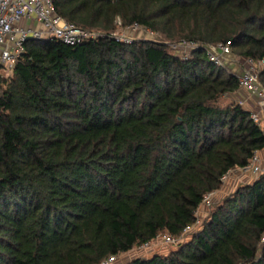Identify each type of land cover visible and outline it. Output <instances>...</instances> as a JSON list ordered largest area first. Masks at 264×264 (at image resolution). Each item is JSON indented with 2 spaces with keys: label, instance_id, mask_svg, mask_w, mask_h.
Here are the masks:
<instances>
[{
  "label": "trees",
  "instance_id": "1",
  "mask_svg": "<svg viewBox=\"0 0 264 264\" xmlns=\"http://www.w3.org/2000/svg\"><path fill=\"white\" fill-rule=\"evenodd\" d=\"M52 4L102 35L30 39L0 76V264H101L162 233L181 236L175 249L124 264H264V173L182 242L204 196L264 150L251 111L227 100L235 74L204 49L264 61V0ZM117 21L158 38L117 40Z\"/></svg>",
  "mask_w": 264,
  "mask_h": 264
},
{
  "label": "built area",
  "instance_id": "2",
  "mask_svg": "<svg viewBox=\"0 0 264 264\" xmlns=\"http://www.w3.org/2000/svg\"><path fill=\"white\" fill-rule=\"evenodd\" d=\"M24 19V25L18 23ZM35 25L40 26L39 29ZM141 27L137 24L131 26L133 29ZM102 34L87 31L76 27L58 16L53 8L52 0H0V72L11 73L15 64H17L25 51V44L28 40L53 39L57 42L69 46H75L85 41L93 40L101 37ZM114 38L126 43L133 41L131 38L113 34ZM189 48H196V44H188ZM206 55L212 63L217 66H224L227 57L231 52L228 45L204 47ZM248 65L243 68L239 74H235L240 89H246L249 93L256 95L258 106L264 108V88L262 87L258 73L256 72L254 61L247 59ZM258 64L264 66V61ZM1 76V73H0ZM251 118L260 123L258 114L251 112ZM264 132V128H262ZM260 152H255L249 159L246 166L238 169L243 173H251L256 177L264 173L262 169ZM227 174L221 178L223 183ZM214 192L208 193L202 200V205L208 206ZM197 215V213H196ZM190 228L184 229L183 234ZM165 242L178 244L181 236L174 238L170 235L164 236ZM264 243V235L261 239ZM150 242L141 246H148ZM116 256H111L104 260L101 264H116Z\"/></svg>",
  "mask_w": 264,
  "mask_h": 264
},
{
  "label": "rangeland",
  "instance_id": "3",
  "mask_svg": "<svg viewBox=\"0 0 264 264\" xmlns=\"http://www.w3.org/2000/svg\"><path fill=\"white\" fill-rule=\"evenodd\" d=\"M117 30H116V34L124 36L126 38H131L133 40L135 39H151V40H156L158 37L149 32L147 29L143 28V27H138L137 29H133L131 27H121L119 21H117ZM25 20L22 19L18 24L19 25H24ZM36 29H39L40 26L35 25ZM173 47L175 48V45H173ZM227 61L224 64V67L228 70H230L231 72L235 73V74H239L243 68L247 67L248 65V61L246 58H242L238 55H235L234 52L231 49V52L229 54V56L226 58ZM255 63V70L257 73H259L264 66L262 64H258V62L254 61ZM1 77L3 78H9V76L11 75V73H7V72H3L1 71ZM263 87V86H262ZM244 90V89H242ZM239 96V97H238ZM241 99V100H240ZM227 100H232V101H236V102H241L243 101L244 103V107L246 108V103L245 101H253L256 103V105L258 106V100H257V96L253 95L251 93H249L248 91H246V89L244 91H241V89L234 95L230 96L227 98ZM259 111L261 113H264V108L261 106H258ZM251 112H254L256 114H259L260 112H257L256 109L254 108V110H250ZM259 116V115H258ZM260 118V116H259ZM260 126L262 127V121L260 118ZM263 128V127H262ZM262 169H264V163L262 165ZM256 176L252 175L251 173H243L240 172L238 169H235L233 171H231L226 179L224 180V182L221 185V188L214 192V195L211 197L210 199V204L208 206L206 205H200V207L198 208V210L196 211L197 213V221L195 222V224L191 225L190 228L185 231L184 236H182V242L186 241L192 233L196 232L199 229V226L201 225V222L207 218V214L211 208V205L218 203L223 197H226L229 193H231L232 191H234L239 185L242 184H246L251 182L253 179H255ZM167 234H159L158 237L151 241L149 243L148 246H136L133 249H131L130 251L120 254L117 256L116 258V264H124L126 262H129L131 259L135 258V257H148L151 256L152 254H165L168 253L169 251L173 250L176 248V244H171V243H167L165 242L164 236Z\"/></svg>",
  "mask_w": 264,
  "mask_h": 264
},
{
  "label": "crops",
  "instance_id": "4",
  "mask_svg": "<svg viewBox=\"0 0 264 264\" xmlns=\"http://www.w3.org/2000/svg\"><path fill=\"white\" fill-rule=\"evenodd\" d=\"M241 91H244V90L241 89ZM238 97H239V96H238ZM240 100H241V99H240ZM240 103H241L242 105H244V104H243V103H244L243 101H241ZM245 103H246V106H247L246 108H247V109L253 111L254 108H255L257 112H260V111H259V108H258V106L256 105V103L254 102V100L251 101V102H250V100H249V101H245ZM258 115H259L260 118H261V121H262V127L264 128V113H261V112H260ZM262 127H261V128H262ZM259 154H260V158H261V164L263 165V163H264V150L261 151Z\"/></svg>",
  "mask_w": 264,
  "mask_h": 264
}]
</instances>
